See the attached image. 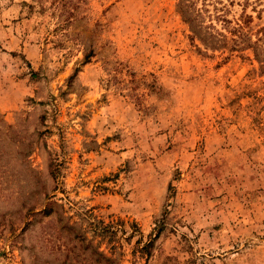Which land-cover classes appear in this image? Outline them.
Returning a JSON list of instances; mask_svg holds the SVG:
<instances>
[{"label":"rangeland","instance_id":"rangeland-1","mask_svg":"<svg viewBox=\"0 0 264 264\" xmlns=\"http://www.w3.org/2000/svg\"><path fill=\"white\" fill-rule=\"evenodd\" d=\"M0 264H264V0H0Z\"/></svg>","mask_w":264,"mask_h":264},{"label":"trees","instance_id":"trees-1","mask_svg":"<svg viewBox=\"0 0 264 264\" xmlns=\"http://www.w3.org/2000/svg\"><path fill=\"white\" fill-rule=\"evenodd\" d=\"M178 7L180 8V12H182L183 19L188 23V25L191 28L192 34L196 36H200L202 40L205 41L207 39V42L210 44L211 47L216 48L218 46H225L226 44V37H215L213 34L209 33V31H205L202 29L195 21L194 17L189 13L188 11V5H185L184 3L180 2ZM210 38V39H209ZM234 41V40H233Z\"/></svg>","mask_w":264,"mask_h":264}]
</instances>
